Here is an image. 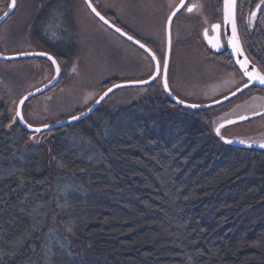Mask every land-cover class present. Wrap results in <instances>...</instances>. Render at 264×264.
<instances>
[{
  "label": "trees",
  "instance_id": "trees-1",
  "mask_svg": "<svg viewBox=\"0 0 264 264\" xmlns=\"http://www.w3.org/2000/svg\"><path fill=\"white\" fill-rule=\"evenodd\" d=\"M207 111L157 90L31 138L0 106V264H264V150Z\"/></svg>",
  "mask_w": 264,
  "mask_h": 264
},
{
  "label": "rangeland",
  "instance_id": "rangeland-1",
  "mask_svg": "<svg viewBox=\"0 0 264 264\" xmlns=\"http://www.w3.org/2000/svg\"><path fill=\"white\" fill-rule=\"evenodd\" d=\"M95 1L100 5L101 12L110 16L113 23L152 46L163 66L165 21L178 0ZM7 2L0 0V13ZM51 2L17 0L13 15L0 28L2 53L41 50L56 52L57 56H53L61 68L58 82L29 98L22 106L23 118L36 127L71 117L87 108L108 86L143 80L154 70L148 54L102 24L84 6L82 0H71L68 22L61 16L65 12L64 8L61 13L59 10L53 11L46 22L42 21L45 12L52 6ZM92 2L95 3L94 0ZM189 3L197 7L188 12L185 4L171 23V56L167 80L171 91L182 100L190 103L212 102L235 89L244 78L226 47L221 54L212 56L203 44L202 29L213 22L222 21V0H189ZM248 4L243 16L245 30L251 38L261 39L264 49V4H261V0H251ZM258 4H261L260 9H257ZM243 5H246L245 1ZM252 12H256L257 18L254 26V21L250 23L248 17ZM236 22L245 53L264 73L260 66L262 63L256 61L257 58L249 53L243 42L238 0ZM39 23L43 24L41 30L44 41L35 37ZM53 72L51 63L43 58L0 60V106L8 110L11 121L17 120L14 118L19 98L48 82ZM158 80L161 81V74ZM151 86L118 88L101 105L117 108L161 90V86L158 89L157 86ZM251 88L226 102L205 109L211 116L210 129L214 133L221 122L251 114L247 119L220 127V132L230 138L246 137L256 142L264 140V93L255 86ZM247 100L255 102L250 107L247 103L240 108L239 105H244ZM244 109L247 114H243ZM42 134L38 135L41 137Z\"/></svg>",
  "mask_w": 264,
  "mask_h": 264
},
{
  "label": "water",
  "instance_id": "water-1",
  "mask_svg": "<svg viewBox=\"0 0 264 264\" xmlns=\"http://www.w3.org/2000/svg\"><path fill=\"white\" fill-rule=\"evenodd\" d=\"M186 1L187 0H183V3H181V0H179L178 3L176 4V6L168 14V16L166 18V21H165V30H164V32H165L164 62H165V60L167 61V69L165 70L164 64H163V66H161V64H160V59H159L158 55L148 45H146L145 43H143L140 40H139L140 44H137L136 40H138V39H136L133 36H132L133 39L129 40L128 36H131V35H129L128 33H127V35H125L124 33H126V32L122 28H120V27L116 26L114 23H112L105 15H103L96 8V6L93 4V2L91 0H83V2L86 5L87 9L102 24H104L106 27L110 28L111 30H113L114 32H116L117 34L122 36L124 39H126L129 42H131L134 45H136L138 48H140L146 54H148V56L151 58V60L153 62L154 70H153L152 74L149 77H147V78H145L143 80L121 82V83H116V84H112V85L108 86L105 90H103L100 93V95L95 100H93V102L87 108H85L84 110L78 112L77 114H74L71 117H67V118H64L62 120L50 123V124H46L47 127L45 125L37 126V127L31 125V127H29L30 124L24 118L21 119L19 116H17L16 113H17V110H19L21 115H22V117H23L22 106L25 103V101L28 100L29 98L33 97L34 95H37V94H39L41 92H44V91L48 90L49 88L53 87L58 82V80H59V78L61 76V68H60V65H59L58 61L56 60V58L51 53L45 52V51H27V52H16V53H10V54H5V53H2L0 51V60L1 61H11V60H18V59H25V58H43L45 60H48L51 63V65L53 67V71H54L52 78L48 82H46L45 84H43V85H41V86H39V87H37V88L25 93V94H23L19 98V100L17 102V106H16V113H15L14 120H16V118H17V121L19 122V124L22 127H24L27 131L31 132V138H32V136L35 135V134L47 132V131H49L51 129L59 128V127L68 125L70 123L77 122L79 120L87 118L89 115H91L101 105V103L114 90H116L118 88H121V87H136V86L148 85V84L154 82L158 78V76L160 74H161V81H160L161 82V87H162L163 92L166 94V96L171 101H173L176 105L181 106L183 108L191 109V110L209 109L210 107H213V106H216V105H219V104H221L223 102L228 101L229 99L237 96L238 94H240L241 92H243L244 90H246V89H248V88H250L252 86H255L257 88H260V89L264 90V84H261L259 81H252L251 83H249V78L243 74L244 73V69L241 67V65L239 63H237L238 60L242 61L244 59V57H247V59L249 61L248 70L252 71L253 67H255L257 70H259L261 73H263L258 68V66L256 64H254L249 59V57L245 53L244 48H243L242 43H241V40H240V37H239V40H240V44H241V46L243 48V55H240V54L236 53L233 50L232 46L228 43V37L231 36V25L230 24H225L224 19H223L224 0H222V21H221V24H219V23L218 24L220 25V28L222 29V34H223V38H224L225 47L228 50V52H229L233 62L235 63L237 69L242 74V76H243V78L245 80V83L240 85L236 89L232 90L230 93L226 94L225 96H223L221 98H218V99H216V100H214L212 102H205V103H190L188 101L182 100L181 98H179L177 95H175L171 91L169 84H168L169 90H165L163 85H164L165 78H167V76H168L167 74H168V68H169L170 56H171V43L169 44V34H170V39H171V23H172L173 17L176 15V13L178 11H180L183 8V6L186 4ZM10 3H11V0H9L6 10L0 15V17H3L2 19H0V27L9 18V16L13 13V11L16 9L17 0H16V5H15L14 8H9V4ZM93 7L96 9L97 12L100 13L101 16L104 17L103 20L100 18V16H97L96 13L92 11ZM6 12L9 13L7 16L4 15ZM173 13H175V15H173ZM170 16L172 17V20H171V23L169 24V19L168 18ZM105 21H107V23ZM236 24H237V22H236ZM113 25H115V27H113ZM117 28H120L121 31L117 32L116 31ZM237 34L239 36L238 29H237ZM205 41H206L207 45L212 50H214V51L218 50L217 47H214V44H216V43H215V41H213L212 36L205 37ZM141 44L145 45V47L142 48L140 46ZM148 49H151V51H149ZM153 53H155V58H153ZM42 54H47V55H42ZM53 60L55 61V64L53 63ZM57 65H59V68H60V72L59 73L56 72V66ZM157 65H159V69L157 68ZM141 81H143L144 83H141ZM167 82H168V80H167ZM113 85H120V87L113 88ZM245 85H248V86L245 87ZM109 88H112V91L108 92V94L105 96L104 94L108 91ZM238 88L241 89V90L237 91ZM26 97H27V99H25ZM101 97H103V99ZM21 100H24L23 104L20 103ZM180 100L184 101V103L183 104L179 103L178 101H180ZM192 105H196L197 107H192ZM253 115H255V114H253ZM74 116L78 117V119H72V117H74ZM250 116H251V114L250 115H241V116H238V117H235V118L227 119V120L221 122L216 127V129L220 128V127H223V126H226V125H230V124L238 122V121L244 120V119H241V117H246V119H247ZM37 128H39L40 131H36ZM216 129L214 131L217 134ZM222 137H223V139L221 138V140L224 143H226L225 142L226 140H230L231 141V143H226V144H230V145L238 146V147L257 148V149L264 150V147L261 146L262 144H264V140L260 141V142H256V141H246V140L238 139V138H230V137H225V136H222ZM242 140L245 141V143H241Z\"/></svg>",
  "mask_w": 264,
  "mask_h": 264
},
{
  "label": "snow or ice",
  "instance_id": "snow-or-ice-1",
  "mask_svg": "<svg viewBox=\"0 0 264 264\" xmlns=\"http://www.w3.org/2000/svg\"><path fill=\"white\" fill-rule=\"evenodd\" d=\"M181 3H183V0H181ZM261 4H264V0H261ZM261 4L257 5V9L261 8ZM16 5V0H11V3L9 4V8H14ZM197 7L196 5H192L188 7V12H192L193 9ZM223 19L225 24H230L231 25V36L228 37V43L232 46L233 50L240 54L243 55V48L240 44V40H239V36L237 34V24H236V0H224V5H223ZM92 11L96 13L97 16H100V18L103 20L104 17L100 15L99 12L96 11V9L93 7ZM9 13H5L4 15L7 16ZM173 15H175V13H173ZM3 17H0V19H2ZM169 24L171 23L172 17L170 16L169 18ZM256 19V12H252L251 16H250V23L252 21H254ZM107 23V21H105ZM113 27H115V25H113ZM213 30H217L220 28L219 24H215L211 26ZM117 32H120L121 29L117 28L116 29ZM207 31V30H206ZM125 35H127V33H124ZM129 40H132L133 37L132 36H128ZM137 44H140L139 40H136ZM171 43V39H170V34H169V44ZM142 48L145 47V45L141 44L140 45ZM219 41L216 42V44H214V47H219ZM149 51H151V49H148ZM42 55H47V54H42ZM153 58H155V53H153ZM53 63L55 64V61L53 60ZM237 63H239L241 65V67L244 69V75L247 76L249 78V83H251L252 81H259L261 84H264V73H261L259 70H257L255 67H253L252 71L248 70V64L249 61L247 59V57H244V59L238 60ZM157 68L159 69V65H157ZM164 68L165 70L167 69V61L165 60L164 62ZM73 71H75V69H73ZM56 72L59 73L60 72V68L59 65L56 66ZM141 83H144L143 81H141ZM164 88L165 90H169L168 88V82H167V78H165L164 80ZM248 85H245V87H247ZM120 87V85H113V88H117ZM241 89H237V91H240ZM112 88H109L108 91L104 94L105 96L108 94V92H111ZM103 99V97H101ZM27 99V97L25 98ZM179 103L183 104L184 101L180 100L178 101ZM21 104L24 103V100H21L20 102ZM192 107H197L196 105H192ZM17 116H19L21 119L23 118L20 111L17 110L16 113ZM72 119H78V117H72ZM241 119H246V117H241ZM47 127V125H45ZM29 127H31V125H29ZM36 131H40L39 128L36 129ZM217 135H219L220 133V129L217 128L216 129ZM223 139V137H221ZM226 143H231L230 140H226ZM241 143H245V141H241ZM262 147H264V144L261 145Z\"/></svg>",
  "mask_w": 264,
  "mask_h": 264
},
{
  "label": "flooded vegetation",
  "instance_id": "flooded-vegetation-1",
  "mask_svg": "<svg viewBox=\"0 0 264 264\" xmlns=\"http://www.w3.org/2000/svg\"><path fill=\"white\" fill-rule=\"evenodd\" d=\"M83 1V0H82ZM92 1V0H91ZM179 1V0H178ZM8 2H9V0H8ZM8 2L6 3V7L3 9V11L0 13V15L6 10V8H7V6H8ZM68 2H69V0H54V1H52L51 3H50V5H52L51 6V8L52 9H50V13H48V14H46V12H49V11H46L45 12V22H46V20L48 19L47 17L48 16H50L51 15V13L53 12V11H56V10H59L60 11V13H61V10H63V8H65V12L63 13V14H61V16L63 17H65V19H64V21H66V22H68L69 21V18H68V7L70 6L69 4H68ZM94 2L96 3H93L95 6H96V8L101 12V8H100V5H98V3L94 0ZM84 3V2H83ZM178 3V2H177ZM176 3V4H177ZM194 5V4H193ZM17 6V5H16ZM84 6L86 7V5L84 4ZM176 6V5H175ZM174 6V7H175ZM188 6H192V4H190L189 3V0H187L186 1V5L184 6L185 8H188ZM248 6H249V4H248ZM66 7H67V10H66ZM183 7V8H184ZM87 8V7H86ZM264 9V8H263ZM15 11V10H14ZM14 11H13V13H14ZM249 12V11H248ZM13 13L9 16V18L13 15ZM102 13V12H101ZM103 14V13H102ZM248 14V13H247ZM103 15H105V14H103ZM107 15V14H106ZM105 15V16H106ZM60 16V17H61ZM61 17V18H62ZM109 20H110V16H106ZM248 17H250V14H248ZM257 19V18H256ZM255 19V20H256ZM7 21V20H6ZM5 21V22H6ZM112 23H113V21L112 20H110ZM4 22V23H5ZM3 23V24H4ZM221 24V21H216V22H213L212 24H210V25H208V26H206V27H204L203 29H202V31H203V44H204V46L207 48V50L208 51H210V55H215V54H221L222 52H224V50H226L225 49V44H224V38H223V34H222V29L220 28L219 30L217 29V30H213L212 29V25H214V24ZM254 24L252 25V26H254L256 23H257V21H254L253 22ZM2 24V25H3ZM115 24V23H114ZM40 26H42L43 24H39ZM116 25V24H115ZM117 26V25H116ZM2 27V26H1ZM0 27V28H1ZM119 27V26H118ZM121 28V27H120ZM238 28H239V26H238ZM124 30V29H123ZM207 30V31H206ZM39 32H38V37H39V39L41 40V41H44V36H43V34H42V30H41V27H39V30H38ZM125 31V30H124ZM215 31V32H214ZM218 31V32H217ZM239 31H240V29H239ZM126 33H128L127 31H125ZM129 34V33H128ZM130 35V34H129ZM132 36V35H131ZM209 37V36H212V39H213V41H215V43L217 42V41H219V44H220V46L219 47H217L218 48V50H212L208 45H207V43H206V41H205V37ZM134 37V36H133ZM136 38V37H135ZM136 39H138V38H136ZM138 40H140V39H138ZM141 41V40H140ZM143 42V41H142ZM144 43V42H143ZM146 44V43H145ZM146 45H148V44H146ZM149 46V45H148ZM154 52H155V50H154V48H152V46H149ZM41 51H45V52H49V53H51L52 55H54L55 57L57 56L56 55V52H53L52 50L51 51H48V50H41ZM156 53V52H155ZM157 54V53H156ZM264 69V68H263ZM152 74V73H151ZM150 74V75H151ZM149 75V76H150ZM148 76V77H149ZM159 77V76H158ZM245 83V80L244 81H242L240 84H238V86L237 87H239L240 85H242V84H244ZM150 85H153V86H157V89L159 88V86H161V83H160V81L158 80V78L154 81V82H152V83H150L149 84V86ZM153 86H151V87H153ZM169 86H170V84H169ZM236 87V88H237ZM235 88V89H236ZM252 90L253 88H248V89H246V90ZM161 90H162V87H161ZM232 90H234V89H232ZM231 90V91H232ZM246 90H244L243 92H245ZM231 91H229V92H227L226 94H228V93H230ZM254 91V90H253ZM163 92V91H162ZM243 92H241V93H243ZM164 93V92H163ZM240 93V94H241ZM165 94V93H164ZM226 94H224V95H222L221 97H223V96H225ZM239 95V94H238ZM220 97V98H221ZM255 102V100H247L245 103H244V105L242 104V105H239V107L240 108H243L244 106H245V104L247 105V103H248V107H250V106H252V104ZM244 112H243V114H247L248 112H247V110L246 109H244L243 110ZM224 129V128H223ZM219 135H220V137H222L223 136V134H221V132L219 133Z\"/></svg>",
  "mask_w": 264,
  "mask_h": 264
}]
</instances>
